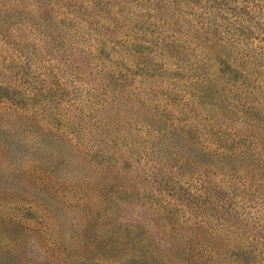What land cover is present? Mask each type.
<instances>
[{"label":"rangeland","instance_id":"obj_1","mask_svg":"<svg viewBox=\"0 0 264 264\" xmlns=\"http://www.w3.org/2000/svg\"><path fill=\"white\" fill-rule=\"evenodd\" d=\"M153 10L0 0V264H264L261 41Z\"/></svg>","mask_w":264,"mask_h":264},{"label":"trees","instance_id":"obj_2","mask_svg":"<svg viewBox=\"0 0 264 264\" xmlns=\"http://www.w3.org/2000/svg\"><path fill=\"white\" fill-rule=\"evenodd\" d=\"M140 5L154 7V13L160 12L162 17L175 20L179 26L186 24L192 32L201 38V45L213 57L217 55L218 49L237 51L238 59L245 61V58L252 57L250 52L243 50L242 45H247L249 40L258 39L260 44V56L264 55V17L258 21L256 15H264V0H133ZM175 18V19H174ZM178 32L179 29H174ZM253 56H259L254 54ZM245 116V115H244ZM245 121L249 119L244 117ZM212 134L220 133L217 128L209 131ZM226 140V139H225ZM230 140H235L230 137ZM217 140L213 150H216ZM216 145V146H215ZM221 153L222 149H221ZM225 153V152H224ZM227 153V152H226ZM218 159V158H217ZM217 189L214 187L213 191ZM179 192V191H178ZM224 220H227L224 217ZM184 249L188 246L183 245ZM189 249V248H188ZM207 255L199 254L203 260H208L209 264H215V254L210 249L202 248ZM234 247L232 254L236 253ZM264 252V245L259 248L258 253ZM217 253V251H216ZM226 264H244L241 256L227 257L224 259ZM120 264H173L169 258L151 260L141 257L136 260H126Z\"/></svg>","mask_w":264,"mask_h":264}]
</instances>
